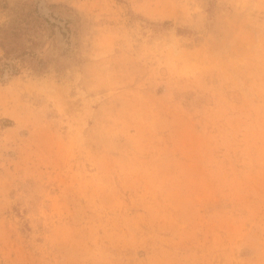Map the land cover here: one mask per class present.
Returning <instances> with one entry per match:
<instances>
[{"label":"rangeland","instance_id":"1","mask_svg":"<svg viewBox=\"0 0 264 264\" xmlns=\"http://www.w3.org/2000/svg\"><path fill=\"white\" fill-rule=\"evenodd\" d=\"M22 1L68 31L0 77V264H264V0Z\"/></svg>","mask_w":264,"mask_h":264},{"label":"trees","instance_id":"2","mask_svg":"<svg viewBox=\"0 0 264 264\" xmlns=\"http://www.w3.org/2000/svg\"><path fill=\"white\" fill-rule=\"evenodd\" d=\"M2 9L7 8L3 0ZM68 21L45 12L38 2L35 4L22 1L11 9L8 22L0 25V77L18 73L21 65H28L40 73L47 67V61L33 50L39 41L36 39L41 28H57L63 35Z\"/></svg>","mask_w":264,"mask_h":264}]
</instances>
